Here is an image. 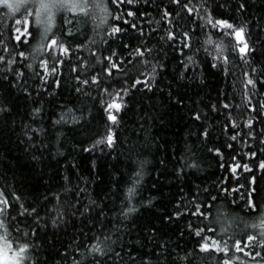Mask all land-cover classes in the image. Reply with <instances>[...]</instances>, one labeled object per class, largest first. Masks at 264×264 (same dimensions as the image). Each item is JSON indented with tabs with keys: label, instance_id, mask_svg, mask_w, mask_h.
Segmentation results:
<instances>
[{
	"label": "trees",
	"instance_id": "16d2710c",
	"mask_svg": "<svg viewBox=\"0 0 264 264\" xmlns=\"http://www.w3.org/2000/svg\"><path fill=\"white\" fill-rule=\"evenodd\" d=\"M189 3L198 9L203 4L213 20L246 25L250 48L264 44V0ZM203 16L202 9L199 16L186 14L181 0H79L75 8L58 0L46 6L38 0H21L13 8L0 4V191L8 201L0 204L6 207L0 238L6 236L16 252L28 244L20 264H264V55L256 51L245 64L223 30L197 26ZM169 28L177 41V32L189 31L192 48L183 56L179 43L169 47L161 39ZM209 37L214 44L223 41L227 64L221 57L211 66L216 50L204 43ZM52 39L57 44L48 47ZM138 46L153 51L133 57ZM196 49L198 66L185 72L182 61ZM112 52L119 67L105 79L102 69ZM145 59L164 65L153 90L137 85L142 90L131 89L123 101L127 107L114 112L120 122L114 147L83 151L105 132L98 103L110 99L104 88L119 90L145 79L142 73L151 71ZM42 61L50 73L53 66L57 71L44 77ZM93 76L102 87L79 83ZM69 108L77 116L83 111L80 125L54 126ZM58 132L64 133L59 144ZM130 187L136 189L131 205L137 211L125 220L120 214ZM92 201L104 207L103 223ZM21 204L29 211V205L37 207L47 227L32 235V217L20 215ZM58 216L64 222L53 229ZM106 236L110 250L93 254L92 246Z\"/></svg>",
	"mask_w": 264,
	"mask_h": 264
},
{
	"label": "snow or ice",
	"instance_id": "6c2138e0",
	"mask_svg": "<svg viewBox=\"0 0 264 264\" xmlns=\"http://www.w3.org/2000/svg\"><path fill=\"white\" fill-rule=\"evenodd\" d=\"M132 0H129V3H131ZM218 7H223V5H218ZM239 9H244L245 5L243 3L239 4ZM181 8L186 9V14H188L190 16V14L192 13H196L198 16L200 15V10H203L204 16V24H200L197 25L198 27H205L207 25H211L212 28H219L221 30H223V34L226 37H231L234 39L235 43H232V40L230 39L229 44L231 45V51L232 52H238L240 54V58L245 62V64H248L249 61L247 59V57L253 53H255L256 51H260L261 55H264V44H260L259 48H257L255 46V44L253 45V47H249V44L247 41H245L244 39V34L246 32V25H241V26H234L232 23H230L228 20L226 19H215L213 20L212 14L209 12L208 8L205 7L203 4L200 5L199 9L195 6V5H191L189 3V0H181ZM105 12L104 17H102L103 19H107V13L106 10H102ZM129 15H132V13H129ZM169 13L165 12L164 13V17H168ZM181 20H183L184 18L181 17ZM17 24H20V21L16 22ZM171 23V22H170ZM181 28L183 29V25H181ZM113 32H118L120 31V29L118 28H114L112 30ZM141 35H143V33H141ZM176 36H179V40H176V37L173 35L171 28H169L168 33L166 36L161 37V39L165 40L166 43H169V47L173 46V43H179L180 45V54L181 56L184 55V49H189L191 50L192 45H191V36L189 34L188 30H181L179 32L176 33ZM205 44L208 45H213L215 50H216V54L213 56V63H212V67L216 68L217 67V61L221 60V57L223 58V62L224 64L228 63V57L226 55H224L225 52V45L223 43V41H221L219 44H214L213 40L211 39V37H209L207 40H205L204 42ZM57 44L56 39H52L50 44H48V47H52L54 45ZM45 47V44L43 43V41L41 42V49L43 50ZM60 51H62L63 53H67L68 52V48L64 47L63 44L60 45ZM152 49L147 48L146 46H144L143 48L138 46L135 49H133V51L130 53V55H132L133 57H145L146 54L150 55L152 53ZM199 49H196L192 52V55H189L186 57L185 60L182 61L183 67H184V71L187 72L189 70V66L191 65L193 68L197 67V62L194 59L196 52H198ZM205 52H208V49L205 48L204 49ZM211 54V53H209ZM20 55H24L23 53H20ZM117 53L116 52H112L111 56L107 57L106 59L108 60V66L105 67L104 69H102V72H106L107 73V77H105V79L109 78L112 76V71L111 69L113 68H118L119 65L115 62H113V57H116ZM33 60L37 59V56H32ZM98 63L100 62L99 60L97 61ZM207 62V61H205ZM11 63V62H10ZM121 63H123L121 61ZM43 68H44V77H47L48 75H50L51 73H55L57 71V68L55 66H53V68L51 69V73L49 72L48 66H47V61H42L41 62ZM144 66H150L151 67V71L150 73H142V75H144L146 78L141 80L140 78L135 79V81L129 86V87H122L119 90H112L109 91L108 88H104V93L107 94L109 96V100H104L103 98H101L98 103L100 104L101 108H100V121L103 123V127L105 129L104 134L99 138V139H95L91 148H84L83 151L85 152H89L92 151L93 149H95L97 146L99 145H105V147L108 148H112L115 145V141H116V129L119 128V120L117 118V115L114 114L115 113H119L122 108H126L127 104L124 103L123 101L125 100L126 97L129 96V93L131 91V89H136L137 91H141L142 89L137 88V85H141L143 84V89H146L147 91H152L153 87L156 84V78L157 75L159 74L158 70L163 69L164 65L162 62H157L156 64H152L149 65L148 60H144L143 61ZM54 65H55V60H54ZM29 67L31 68V65H29ZM82 71H86V69L83 68L82 66ZM253 72H256L257 70L255 68L252 69ZM19 75H23L22 73ZM248 73H245V76H247ZM180 79H184V72L180 73ZM79 83L82 85H88L89 87L95 85L96 87H102V82L97 81V77L93 76L91 78V80L89 81V79H83V80H79ZM247 84L248 85H252L253 88H255L256 86V82L249 78L247 79ZM57 86H59V83L57 82ZM110 87V85H109ZM75 91L80 95V96H84V97H90V92L85 91L83 88L81 87H76ZM169 95L171 96V93H169ZM79 102V101H78ZM213 110H215L216 106L213 105ZM223 108L224 109H228L229 108V104L225 103L223 104ZM4 109L0 108V111H3ZM40 113V108H36L33 110V117H37L39 116ZM89 115H92L91 109H89ZM69 117V118H66ZM84 119V115H83V111L81 110V115L77 116L75 115V112L73 111V109L69 108L67 110L66 113H61L60 118L53 121V125H60V126H64L67 125L69 123L73 124V125H80V121ZM195 119L199 120L200 116L196 115ZM87 125L91 124V121H87L86 122ZM81 127H84V125H82ZM32 131L35 132H43V129H32ZM64 133L63 132H58L57 133V144H59V138L61 136H63ZM93 135H95V133H93ZM203 135L206 137L208 135L207 130L204 131ZM29 140L32 139L31 136L28 137ZM95 165L93 164V167ZM143 167V164H141V168ZM262 168H264V164L261 165ZM137 176H140V172H137L136 174ZM67 181V176H65L64 178ZM69 191V189L67 187H65V192L67 193ZM80 191H83V189H81ZM135 192L136 189L135 187H130L127 189V193L125 196L126 201H128L127 206H122V211H121V216L123 217V219L127 220L129 219L136 211V207L131 205V201L133 199V197L135 196ZM16 200H19L20 197L16 196L15 197ZM55 199L59 200V196H56ZM44 200L47 201L48 197L45 196ZM8 201L7 199L4 197V193L3 191H0V204L2 205H7ZM94 205L93 210L95 211V209H99V212L97 213V222L99 223H103L104 219H107V213L104 210V207L101 204H97L95 201L91 202ZM29 207L31 208V211H29V208H25L24 204L20 205V208L22 209V211L20 212V215L23 216L25 219H27L28 217H32V221H31V226L33 227V232L32 235H35V229H44L47 227V222L41 223V221L43 220V217H41L39 215V212L37 210V207L29 205ZM69 207H72V205H69ZM87 206H85V212L87 211ZM6 213V207H0V216L5 215ZM35 214V215H33ZM73 214H75V212H73ZM83 215V213H81ZM179 214L177 213V218H178ZM63 219L62 217H59L57 219H53L51 221V227L53 229L57 228L61 223H63ZM0 227H5L6 230V226L4 225V222L2 220H0ZM25 235H27V233H25ZM197 236H200L201 233L200 231L196 232ZM110 240V237H105V239L103 241H100L99 239L97 240V243L95 245L92 246V253L96 254L98 253L100 256H104L106 254L107 251L110 250V245L107 244V242ZM249 240H252V237H249ZM111 243H116V241H111ZM214 245H217V249H219V246L217 244L216 241H213ZM102 245H104L102 247ZM5 247L6 248H10L11 246L7 244L6 242V236H5ZM28 244H21L17 253H16V257L17 259L14 261V264H20V261L23 259V255L25 253L28 252ZM208 249V244L204 243L201 246V250H207ZM116 255H119V253H117Z\"/></svg>",
	"mask_w": 264,
	"mask_h": 264
},
{
	"label": "rangeland",
	"instance_id": "374dc122",
	"mask_svg": "<svg viewBox=\"0 0 264 264\" xmlns=\"http://www.w3.org/2000/svg\"><path fill=\"white\" fill-rule=\"evenodd\" d=\"M20 1L21 0H0V4L6 5L7 7H10V8H13ZM51 1H54V0H38V2H40L41 6H46V5L50 4ZM77 1H79V0H58V2L67 3V4L71 5V7H74V8L76 7ZM66 118H69V117H66ZM11 248L12 247L6 248L5 247V240L0 238V264H14V261L17 259V257H16L17 252L12 250Z\"/></svg>",
	"mask_w": 264,
	"mask_h": 264
},
{
	"label": "bare ground",
	"instance_id": "6f19581e",
	"mask_svg": "<svg viewBox=\"0 0 264 264\" xmlns=\"http://www.w3.org/2000/svg\"><path fill=\"white\" fill-rule=\"evenodd\" d=\"M252 120V119H251Z\"/></svg>",
	"mask_w": 264,
	"mask_h": 264
}]
</instances>
